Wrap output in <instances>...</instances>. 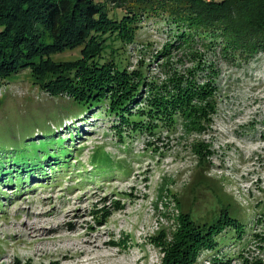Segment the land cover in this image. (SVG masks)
Here are the masks:
<instances>
[{
  "label": "rangeland",
  "instance_id": "obj_1",
  "mask_svg": "<svg viewBox=\"0 0 264 264\" xmlns=\"http://www.w3.org/2000/svg\"><path fill=\"white\" fill-rule=\"evenodd\" d=\"M157 20L120 61L157 84L195 73L217 97L203 120H145L151 130L134 133L105 105L51 96L27 70L0 85V264H162L178 217L203 226L225 209L239 225L215 234L216 259L202 264H264V53L227 63L217 42L201 70L174 47L178 24ZM18 156L33 171L11 170Z\"/></svg>",
  "mask_w": 264,
  "mask_h": 264
},
{
  "label": "trees",
  "instance_id": "obj_2",
  "mask_svg": "<svg viewBox=\"0 0 264 264\" xmlns=\"http://www.w3.org/2000/svg\"><path fill=\"white\" fill-rule=\"evenodd\" d=\"M159 16L178 24L181 35L174 47L192 50L195 67L201 70L207 51L217 48V42L220 48L213 55L222 54L227 63L249 62L264 53V0H0V85L27 70L33 84L51 96L65 95L88 112L105 105L120 118L121 129L132 126L134 133L151 130L145 120H203L217 97L209 83L195 82V73L157 84L146 82L141 69L130 73L120 61L138 34L141 38L150 33ZM74 52L75 60L53 59ZM200 101L201 107L194 103ZM13 159L21 161L19 156ZM12 166L19 173L33 171L24 162ZM3 173L0 181L5 184L8 176ZM221 215L203 226L196 225L190 213L178 217L177 230L169 232L170 244L166 237L161 242L162 264H202L203 254L216 259L211 255L215 234L239 225L230 210ZM243 264L258 263L245 259Z\"/></svg>",
  "mask_w": 264,
  "mask_h": 264
},
{
  "label": "built area",
  "instance_id": "obj_3",
  "mask_svg": "<svg viewBox=\"0 0 264 264\" xmlns=\"http://www.w3.org/2000/svg\"><path fill=\"white\" fill-rule=\"evenodd\" d=\"M246 253V252H245ZM245 253L243 254L245 256ZM245 260V257H244ZM236 262V261H235ZM236 263H239L238 261ZM205 264H211V262H206Z\"/></svg>",
  "mask_w": 264,
  "mask_h": 264
}]
</instances>
